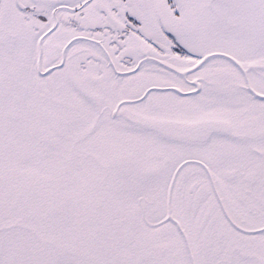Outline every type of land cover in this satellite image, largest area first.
<instances>
[{"label":"snow or ice","instance_id":"6c2138e0","mask_svg":"<svg viewBox=\"0 0 264 264\" xmlns=\"http://www.w3.org/2000/svg\"><path fill=\"white\" fill-rule=\"evenodd\" d=\"M0 264H264V0H0Z\"/></svg>","mask_w":264,"mask_h":264}]
</instances>
